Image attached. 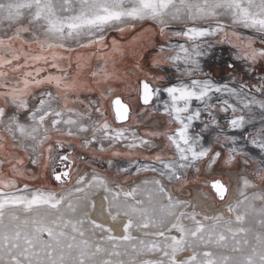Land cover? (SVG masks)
I'll return each mask as SVG.
<instances>
[{
    "label": "snow or ice",
    "instance_id": "obj_1",
    "mask_svg": "<svg viewBox=\"0 0 264 264\" xmlns=\"http://www.w3.org/2000/svg\"><path fill=\"white\" fill-rule=\"evenodd\" d=\"M148 22L145 31L162 38L151 69H174L176 82L152 71L138 77L143 115L162 106L168 119L163 131L130 137L109 120L105 91L81 93L122 79L116 63L124 47L115 38L109 46L106 31L124 34ZM220 45L234 51L222 69L230 75L217 80L202 58ZM91 48L88 56L77 51ZM93 58L103 61L95 70ZM110 107L114 121L132 119L119 97ZM74 141L89 153L128 157L118 173L154 176L125 190L109 187L96 169L81 175L85 157ZM238 157L255 167L251 178L239 177L227 217L189 211L163 183L184 182L206 158L229 164ZM74 174L71 190L50 186L63 189ZM42 175L48 182L30 183ZM211 187L226 199L224 183ZM92 189L104 191L113 220L126 217L123 235L92 219ZM0 264H264V0H0Z\"/></svg>",
    "mask_w": 264,
    "mask_h": 264
},
{
    "label": "rangeland",
    "instance_id": "obj_2",
    "mask_svg": "<svg viewBox=\"0 0 264 264\" xmlns=\"http://www.w3.org/2000/svg\"><path fill=\"white\" fill-rule=\"evenodd\" d=\"M173 27H176V26L173 25ZM152 28H153V25L151 24V22L143 23V24L137 23L135 29L128 31L124 37V38H127V40L124 39L126 45L128 47H130V49H132V51L137 53V55H135L134 58H135V60L140 61L138 64L141 66V68H143V71L140 70V72H139L141 75H143L144 72L152 71L150 69H146V67H147L148 63L150 62V60L152 59V57L156 54V49H153V46L155 45V43H154V35L155 34L152 31H145L146 29H152ZM116 33H118V32H116L114 29H109L106 31L107 37L109 35L111 36V35L116 34ZM134 37H136L135 40L133 39ZM124 40H122V41L124 42ZM161 42H162V40H161ZM172 42H174V41H172ZM34 47H35V45H34ZM143 47H146V52L144 53V56L141 59V57H140L141 55H139V51L141 52ZM151 47H152V49H151ZM160 73H161L160 75H163V76L166 75L165 72H160ZM106 94H107V92H106ZM110 96L111 95H108V97H110ZM98 97L99 96H96L95 94H92V93H86V92L81 93V98H84V99H86V98H98ZM109 100L110 99L108 98V99L104 100L103 103L105 104V102L107 103ZM126 101H128V103L131 105V107H133V109L136 108L135 107L137 105L136 101H134L133 99H129ZM222 121L223 120H221V125L223 124ZM225 130L228 131L227 128ZM229 134H231L230 131H229ZM74 143L77 145L76 152L78 154L86 157L84 161L78 162L80 174L83 175L84 173H87L89 176H91L92 170L96 169V172L100 176L104 175V178L107 181H109L108 179H110V181L108 182L109 187H116L117 184H120V185H126L129 188L131 186H134L136 183H139L140 180H142V179H145V178L150 179L154 176L153 173H143L139 177H136L134 175L133 176H127L124 173H118L117 172V162H119V164L121 166H123V164L120 162L122 159V156L119 157L120 159L117 160V162L114 163V165H112L111 167H109L107 165V163H105L103 161L101 163L95 165V163H93L94 162L93 159H95V158H93V156H96L95 153H89L87 150H81L78 147L80 141H74ZM214 143L215 142H213V144ZM105 146H107V145H105ZM106 154H107V152H105V153H99L98 152L99 157H102L101 155L105 156ZM20 155H24L23 152H20ZM169 155H171V154H169ZM106 157L107 156L102 158V160L106 159ZM95 162H96V160H95ZM209 162L210 161L206 158L202 163L198 164L197 168L188 169L187 174H186V179L182 183H178V182H171L170 183L167 180H164L163 183H164L165 187L167 188V190L172 194L174 199L184 200V201H187L191 204L192 207L188 209L189 211H191L193 209L195 210L196 198H197L195 192L199 193V197H201L202 200H206L209 204L212 202L214 203L215 208L213 210L212 215H215V214H217L216 212H214L216 209H221V207L227 206L228 204L234 203L236 201V199L238 197V189L241 185V181H240L239 177L241 175H245V174L249 175V177H250V173H251L252 169L255 167V165L252 164L251 169H249V167H246L244 164V158L238 157L236 161L231 162L229 164H224L223 161H221L220 165H216L214 167V169H212L211 174H207L206 168H207V165H210ZM28 166L32 167L31 165H28ZM5 167H7V166H5ZM75 179H76V176L74 174L73 178H72V183L68 184L63 189H61L59 187H55L54 184L50 185V186L54 187L58 193L60 191L67 192V191L71 190V188L74 186ZM215 180L222 181L228 187V189H230L231 191L234 187H237L236 188V194H234V198L231 202L228 201V199L231 196L230 191H229V197L227 200L218 201L216 199V197L214 196V194L211 192L210 188L207 185L208 181H215ZM20 183L22 186L23 181H21ZM30 183H32L36 186L41 184L40 182H36V181L30 182ZM169 185L171 186V188ZM90 191H92L94 193L90 198L92 201H94V198L97 197L99 194L105 195V193L102 189H92ZM203 194H205V195H203ZM99 198H101V197H99ZM203 198H205V199H203ZM228 215H229V213L225 214V217H227ZM118 219L123 220L126 223V217L119 216L115 220H118ZM113 234L116 236L123 235V233L122 234L113 233ZM132 234L133 235H139V233H137L135 231H133Z\"/></svg>",
    "mask_w": 264,
    "mask_h": 264
},
{
    "label": "flooded vegetation",
    "instance_id": "obj_3",
    "mask_svg": "<svg viewBox=\"0 0 264 264\" xmlns=\"http://www.w3.org/2000/svg\"><path fill=\"white\" fill-rule=\"evenodd\" d=\"M107 38H108L107 42L110 41L111 39H113V37L110 35ZM161 40H162V38L158 35V33H156L154 35L155 45L153 46V49L157 50L158 45L161 42ZM170 43H176V42L171 41ZM123 47H124L125 55L122 57H118L117 63H116V68L120 72L122 79L118 80V81H112L109 84H100L98 87H96L94 82H92L93 86L96 87V91L92 92V94L99 96L101 91H105V92H107L108 95H111L109 97L110 100L107 103L105 102V104H104L105 109L108 110L107 111L108 118L110 121L113 122L114 127H126V128H128V132L126 133L128 136L131 137L133 133H135L137 136H143V133L145 131H163L166 129V122H167L168 118L162 114V111H163L162 106L159 109V111H155V110L150 109V108L144 109V111H147L150 113L149 115H143V113L141 111V109L143 107L142 103L138 100L137 93L134 91V89L136 88V85H137L138 77L141 79L143 78V75H141L139 73L141 69L136 67V65L140 61L135 60L134 56L137 55V53L132 51V49H130V47H128L127 45H123ZM151 49H152V47H151ZM77 51L81 55L88 56L93 51H96V49H94V48L78 49ZM145 52H146V47H143L141 52L139 51V55H141L140 57H143ZM231 53L232 52L228 51V49L218 48L215 50V54L211 59H209L208 57L202 58V65L204 66V71L213 75L217 80H219L221 75H223L224 77L229 76L230 74L227 72H222V69L226 67L225 62H230ZM76 55H77V53H72L73 65L75 64ZM151 60L148 63L146 69L152 70L154 72L153 74H159L160 75L161 74L160 72L157 73V70L151 69ZM204 61H207V63L204 64ZM101 64H103V61H99V60L93 58L90 62V67L92 70H95L97 68V66L101 65ZM109 64L111 65V62H109ZM74 70L75 69L73 68L70 71L74 72ZM171 71H174V69H169L168 72H165V74H166L165 75V84H167L169 82V80H171V82H173V83L176 82V79L169 75V73ZM84 78L90 80L89 73L87 71L84 72ZM109 88L112 90L111 92L107 91ZM86 93H88V92H86ZM117 97H119L122 100V102L127 103L128 105H130V104L126 100L133 99L134 101L137 102V105L135 106L136 108L134 107L135 109H133V107H131V105H130V116L132 117V119H130L129 121H127L125 124H122V125H117L115 123V121L113 120L114 114H113V111L110 107L112 101ZM163 98L164 99L167 98L166 94H164ZM82 99H84V98H82ZM81 110H83V109H81ZM144 138L150 139L148 137H144ZM153 140H154L153 143L157 144V145H161V144L166 143V141H164L162 138H157V139H153ZM211 142L213 143L214 141H211ZM115 150L126 151V149H124L123 146L122 145L120 146L119 144L116 145ZM144 151H145L144 149H136V150H133V154L134 155H149V154H151V153H148L149 151H145V152ZM255 152H256V150H253V154H255ZM93 153H95V155H96V156H93V158H95V159H93V161H94L93 163H95V165L101 163L102 161L107 163V161L109 159L113 160L114 163H116L117 160L120 159L119 157H113L111 155L110 151L107 152V154L105 155L107 157L104 160H102V158H104L105 156L101 155L102 157H99L98 151L93 152ZM164 153L168 154L167 148L164 149ZM128 159H129L128 157L122 156V159L120 162L123 164V166H127L126 161ZM95 160H96V162H95ZM114 163L112 165H114ZM217 163H218V161L215 164H211L209 162L210 166L207 165V168H206L207 174H211L212 169H214V167L217 165ZM127 176H129V175H127ZM108 180H110V179H108ZM36 182L46 183L48 181L42 175L41 178L39 180H37ZM117 185H119V184H117ZM120 186L121 187H128L126 185H124V186L120 185ZM203 195H205V194H203Z\"/></svg>",
    "mask_w": 264,
    "mask_h": 264
},
{
    "label": "bare ground",
    "instance_id": "obj_4",
    "mask_svg": "<svg viewBox=\"0 0 264 264\" xmlns=\"http://www.w3.org/2000/svg\"><path fill=\"white\" fill-rule=\"evenodd\" d=\"M110 181V180H109ZM108 181V182H109ZM120 186V184H119ZM124 186V185H123ZM121 187V186H120ZM125 190L128 189V187H121ZM236 188L234 187L232 191L229 189L231 196L228 199L229 202H231L234 198V194H236ZM196 193V206L195 210L199 212L201 215H209L211 216L213 214V210L215 208L214 203H208L206 200H202L201 197H199V193ZM105 195L99 194L97 197L94 198V202L96 204V208L91 210V217L92 219H95L98 223L103 224L105 227L111 228L113 233L122 234L123 233V225L125 222L123 220H113L110 215H108L107 209V201L103 199ZM101 197V198H99ZM98 198V199H97ZM205 199V198H203ZM102 208L105 209L102 211ZM214 212L216 213H223L224 215L227 214V206L221 207V209H216ZM120 236V235H119Z\"/></svg>",
    "mask_w": 264,
    "mask_h": 264
},
{
    "label": "crops",
    "instance_id": "obj_5",
    "mask_svg": "<svg viewBox=\"0 0 264 264\" xmlns=\"http://www.w3.org/2000/svg\"><path fill=\"white\" fill-rule=\"evenodd\" d=\"M127 32L128 31H126L124 34H120V33H116V34H113V35H111L113 38H115L122 46L123 45H126V43H125V40H127V38H124L125 37V35L127 34ZM125 39V40H124ZM122 40H124V42L122 41ZM111 41H112V39L110 40V41H108L107 43H108V45L109 46H111ZM171 41H174V42H177V40L175 39V38H173ZM171 41H169V42H171ZM218 48H225V49H228V51H230V52H233L234 50H232V49H230V47L228 46V45H220V46H217V48L216 49H218ZM223 123H224V121H222ZM154 141V140H153ZM156 141V140H155ZM126 143V142H125ZM160 144V143H159ZM120 145H122V144H120ZM157 145V144H156ZM148 153H150V152H148ZM168 154H171V151L168 149ZM222 161V160H221ZM221 161H219L218 162V164L217 165H220L221 164Z\"/></svg>",
    "mask_w": 264,
    "mask_h": 264
},
{
    "label": "water",
    "instance_id": "obj_6",
    "mask_svg": "<svg viewBox=\"0 0 264 264\" xmlns=\"http://www.w3.org/2000/svg\"><path fill=\"white\" fill-rule=\"evenodd\" d=\"M127 121H125V122H119V121H115V123L117 124V125H122V124H125ZM214 181H208L207 182V185H208V187L210 188V190H211V192L214 194V196L216 197V199L218 200V201H221L219 198H218V196H216L215 195V189H213L212 187H211V185H212V183H213ZM222 182V181H221ZM223 183V182H222ZM228 197H229V191H228V193L226 194V199L225 200H227L228 199ZM224 200V201H225Z\"/></svg>",
    "mask_w": 264,
    "mask_h": 264
},
{
    "label": "built area",
    "instance_id": "obj_7",
    "mask_svg": "<svg viewBox=\"0 0 264 264\" xmlns=\"http://www.w3.org/2000/svg\"><path fill=\"white\" fill-rule=\"evenodd\" d=\"M220 115L223 116L224 114L221 113ZM222 127H224L225 129L227 128L226 125H225L224 123L222 124ZM218 162H219V161H218ZM246 167H249V169H251L252 164H249V165H247ZM102 176L104 177V175H102ZM169 186H170V185H169ZM170 188H171V186H170Z\"/></svg>",
    "mask_w": 264,
    "mask_h": 264
}]
</instances>
